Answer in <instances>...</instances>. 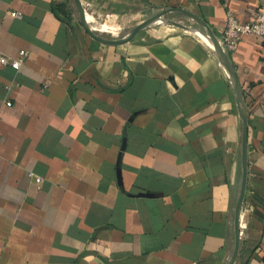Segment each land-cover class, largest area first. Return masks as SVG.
I'll return each mask as SVG.
<instances>
[{
  "label": "crops",
  "instance_id": "0c3cea01",
  "mask_svg": "<svg viewBox=\"0 0 264 264\" xmlns=\"http://www.w3.org/2000/svg\"><path fill=\"white\" fill-rule=\"evenodd\" d=\"M80 1L86 21L118 26L182 8L217 37L229 9L242 22L259 10L257 0ZM21 50L19 69L0 63V264H227L243 119L209 39L163 25L105 43L74 0H0V55ZM227 54L248 114L234 264H264V41L244 35Z\"/></svg>",
  "mask_w": 264,
  "mask_h": 264
},
{
  "label": "water",
  "instance_id": "95a60500",
  "mask_svg": "<svg viewBox=\"0 0 264 264\" xmlns=\"http://www.w3.org/2000/svg\"><path fill=\"white\" fill-rule=\"evenodd\" d=\"M74 2H75L76 6L80 12L81 22H82L85 30L93 38L100 40L101 42H105V43L120 44V43L130 41L142 29L152 25L157 19H159L160 17H163V15H165L166 13H169V12L184 13V14L190 16L191 18H193L194 20H196L198 22V24L200 25V27H195V26H191V25H189V26L188 25H181V24H178L176 22L166 20L169 24L177 25V26L183 27L185 29H191V28L199 29L205 33H208L211 36V38L213 40V44H214L213 48H214L216 54L219 56L222 63L225 65V67L229 73V76L231 78V83L233 86L234 94L236 96L239 111H240L241 117L243 119V177H242L240 195H239L237 208H236V219H235L236 243H235L234 252H233L231 258L229 259V261L227 262V264H234L236 257H237V254H238V249H239L240 213H241V208H242V204H243V200H244V196H245V191H246V186H247V175H248V156H247L248 114H247L245 100H244L243 92H242V89H241V86L239 83L238 76L235 72V69L231 63V60H230L228 54L223 50V48L219 42L218 37L213 32V30L211 29L209 24L203 18H201L200 16H198L196 14H193L192 12H190L188 10L173 7V8H167V9L159 12L158 14L142 21L141 23L137 24L132 30H130V32H128L125 36H123L121 38H116V39L108 38V37L102 36L98 32L93 31L89 27V25L86 21V11H85V8L83 7L81 1L80 0H74Z\"/></svg>",
  "mask_w": 264,
  "mask_h": 264
},
{
  "label": "built area",
  "instance_id": "2783aa9c",
  "mask_svg": "<svg viewBox=\"0 0 264 264\" xmlns=\"http://www.w3.org/2000/svg\"><path fill=\"white\" fill-rule=\"evenodd\" d=\"M257 1L259 4V10L255 18L251 21L242 22L231 9L227 11L224 31L222 35L218 37L219 42L226 53L236 50L242 37L247 34H252L264 41V0ZM11 15L21 17L17 12H12ZM27 57L28 52L26 50H21L16 57L0 55V63L2 65H11L16 69H19L24 64ZM8 104H11V102H8ZM34 177L36 181H41L39 176Z\"/></svg>",
  "mask_w": 264,
  "mask_h": 264
},
{
  "label": "rangeland",
  "instance_id": "374dc122",
  "mask_svg": "<svg viewBox=\"0 0 264 264\" xmlns=\"http://www.w3.org/2000/svg\"><path fill=\"white\" fill-rule=\"evenodd\" d=\"M161 11H163V10H161ZM161 11H154L152 16L158 14ZM152 16L145 17V19H148V18H150ZM163 19L165 21L166 20L167 21H173V22H176V23L181 24V25H188V26L191 25V26H195V27H200V25L198 24V22L196 20H194L190 16H188V15H186L184 13H181V12H169V13H166L165 15H163ZM99 21L97 20V21L90 22L87 19V23L89 24V27L92 30L102 31L104 33H100V32H98V33L101 34L102 36H105V37H108V38H114V39L121 38V37L125 36L128 32H130V30H132L136 26L135 22H131V23H127L126 25L118 26V25H114V24H111V23H108V22L102 23V22H99ZM163 25H166V26H168V27H170V28H172L174 30H178V31L187 30V29H185L183 27H180V26H177V25H173V24H169L168 22H166ZM163 25L162 24L150 25V26L145 27L144 29H142L140 32H144L147 29H150V28H153V27H157V26H163ZM187 31L196 33V29H193V28H191L190 30H187Z\"/></svg>",
  "mask_w": 264,
  "mask_h": 264
},
{
  "label": "bare ground",
  "instance_id": "6f19581e",
  "mask_svg": "<svg viewBox=\"0 0 264 264\" xmlns=\"http://www.w3.org/2000/svg\"><path fill=\"white\" fill-rule=\"evenodd\" d=\"M167 21H165L164 19H163V17H160L159 19H157L152 25H157V24H165ZM187 30H190V29H187ZM197 31L199 30V29H196ZM201 30H199V32H200ZM201 34H203V37L204 38H206L207 37V40L209 39V41H210V44L212 45V47L214 46V44H213V40H212V38H211V36L208 34V33H205V32H203V31H201L200 32ZM206 36V37H205Z\"/></svg>",
  "mask_w": 264,
  "mask_h": 264
}]
</instances>
